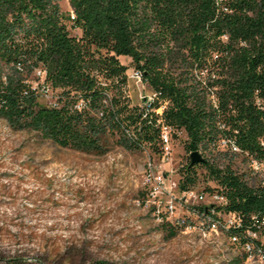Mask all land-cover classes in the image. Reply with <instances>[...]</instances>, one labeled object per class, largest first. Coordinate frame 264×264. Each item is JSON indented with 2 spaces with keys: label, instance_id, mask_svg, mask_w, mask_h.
I'll return each mask as SVG.
<instances>
[{
  "label": "trees",
  "instance_id": "obj_1",
  "mask_svg": "<svg viewBox=\"0 0 264 264\" xmlns=\"http://www.w3.org/2000/svg\"><path fill=\"white\" fill-rule=\"evenodd\" d=\"M58 1L0 0V120L85 155L146 146L157 153L156 114L125 95L127 69L139 70L155 94L149 109L165 103L163 124L185 135L179 190L203 166L227 199L224 211L241 218L227 235L241 236L252 214H264V194L228 164L190 166L188 155L231 160V145L253 152L264 141V0H67L72 19ZM35 70L56 92L54 104L38 103ZM220 141L228 149L213 156Z\"/></svg>",
  "mask_w": 264,
  "mask_h": 264
},
{
  "label": "rangeland",
  "instance_id": "obj_2",
  "mask_svg": "<svg viewBox=\"0 0 264 264\" xmlns=\"http://www.w3.org/2000/svg\"><path fill=\"white\" fill-rule=\"evenodd\" d=\"M58 5L71 18L67 0ZM64 24L71 36L79 35L68 20ZM42 80L39 70L29 77L38 103L52 105L56 92ZM124 90L130 106H141L142 98L152 94L145 83L127 77ZM184 140V133L173 134L170 163L157 170H172L175 177L187 162ZM227 149L220 141L212 154ZM157 158L149 146L85 155L34 133L14 132L0 120V264H264L231 246L220 227L203 237L197 216L190 215L186 229L175 224L185 216L183 209L168 217L156 214L151 202L145 204L142 175L147 162L157 165ZM208 158L219 168L228 164L231 171L240 164L229 156ZM191 172V188H218L203 166Z\"/></svg>",
  "mask_w": 264,
  "mask_h": 264
},
{
  "label": "built area",
  "instance_id": "obj_3",
  "mask_svg": "<svg viewBox=\"0 0 264 264\" xmlns=\"http://www.w3.org/2000/svg\"><path fill=\"white\" fill-rule=\"evenodd\" d=\"M126 77L135 84L142 85V83H145L139 70L131 69L126 73ZM154 99V93L142 98V106L145 111L156 114V123L159 127L157 165L150 164L148 161L142 175V195L146 198L144 200L145 204L151 202L154 204L156 214L162 213L168 217L183 209L186 213L185 216L178 218L175 224L184 226L186 229H189L190 215L197 216L201 220L199 232L203 237L206 235L207 230L208 232H214L219 227L226 234L229 230L238 229L241 226V218L234 212L224 211L227 199L221 188L197 191L189 187L179 190L177 170L176 173L174 171V178L170 176L173 173L172 170H168L166 172L168 174L157 170L160 164L170 163L173 134L178 132L181 134L183 131L172 130L163 124L161 113L165 103L160 104L155 110L149 109V105ZM259 104L260 101L256 100V105ZM230 152L235 154L233 160H240L238 168L233 172L240 177L241 181L253 194H264V141L258 140L257 150L253 152L241 151L232 145L230 146ZM197 153L201 159L211 163L204 151H197ZM249 222L248 229H245L240 234L241 236L228 235L229 243L231 246H238L247 258H258L264 261V214H252Z\"/></svg>",
  "mask_w": 264,
  "mask_h": 264
},
{
  "label": "water",
  "instance_id": "obj_4",
  "mask_svg": "<svg viewBox=\"0 0 264 264\" xmlns=\"http://www.w3.org/2000/svg\"><path fill=\"white\" fill-rule=\"evenodd\" d=\"M188 158L190 160L189 165L194 166L198 163H201L203 159L200 158L199 154L197 152H192L188 155Z\"/></svg>",
  "mask_w": 264,
  "mask_h": 264
}]
</instances>
